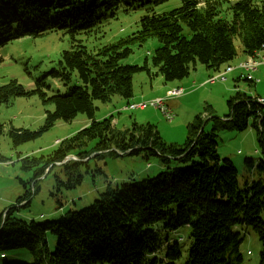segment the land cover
<instances>
[{
    "label": "trees",
    "instance_id": "trees-1",
    "mask_svg": "<svg viewBox=\"0 0 264 264\" xmlns=\"http://www.w3.org/2000/svg\"><path fill=\"white\" fill-rule=\"evenodd\" d=\"M166 1L0 0V47L51 32L67 35L70 44L60 54L57 67L47 73L64 84V93L47 96L42 91L44 79L37 80L32 91H25L14 79L0 85V106L38 95L43 105L52 107L45 109L43 124L36 131L8 130L12 145L39 138L57 121L69 122L79 114L89 120L76 134L60 141L50 155L20 159L24 171L35 168L31 182L57 166L56 193L76 189L82 183L81 166L93 153L97 158L103 154L153 156L165 167L154 177L123 183L114 190L106 186L92 204L68 209L56 220L23 222L11 217L15 208L8 209L0 215V258L10 256L11 260L2 264H178L179 243L161 255L159 234L185 226L191 242L182 264H241L242 236L236 227L255 233L261 245L258 264H264V104L257 103L256 97L237 91L227 102V116L216 120L210 131L196 117L180 146L164 142L150 125L118 131L110 126V119H94V101L107 103L114 96L128 101L133 75L149 74L146 63H121L131 54L133 43L157 40L150 63L165 82L183 80L197 63L219 72L237 56L234 38L244 55L264 46V0H179L178 8L156 14L154 7ZM139 9L145 14L130 36L87 47L85 40L102 38L104 26L118 12ZM73 73L79 84H71ZM249 119L257 132L260 158H245L239 178L231 161L218 157L215 133L224 128L242 131ZM88 142H95L90 151ZM70 155L78 162H64ZM5 160L0 155V163ZM25 196L27 200L28 191L16 203H22ZM48 234L55 239L53 249L48 246Z\"/></svg>",
    "mask_w": 264,
    "mask_h": 264
},
{
    "label": "rangeland",
    "instance_id": "rangeland-1",
    "mask_svg": "<svg viewBox=\"0 0 264 264\" xmlns=\"http://www.w3.org/2000/svg\"><path fill=\"white\" fill-rule=\"evenodd\" d=\"M180 4L179 0H167L154 7V12L156 14L167 13L178 8ZM144 14L145 10L141 9L127 14L118 12L117 18L110 20L104 26L102 38H88L85 40V44L88 48L108 45L130 36L137 30V22ZM183 34L188 37L186 28H184ZM233 42L237 56L229 64L236 66L235 64L244 60L245 56L242 57L238 39L234 38ZM158 46L155 38H148L141 44L130 45L131 54L121 63L137 66L146 63L149 74L144 71L133 75L132 97L128 101L118 96H114L107 103L94 101L93 105L97 108L94 113L96 121L110 119V126L118 131L130 130L133 126L142 128L150 125L154 127L164 142L180 146L187 138L188 125L196 117L203 120L202 128L205 131H210L216 120L223 121L228 114L227 102L237 91L246 93L253 98L264 99V67H259L252 73V83L244 79L246 72L236 68L231 74L226 75L225 80L219 79L213 84L204 85L202 77L205 78L206 70L199 63L196 64L195 70L191 71L189 76L183 80L165 82L155 74L156 71L150 63ZM69 47L68 36L59 32L47 33L37 38L25 37L3 45L0 47V85L14 79L25 91H32L36 88V81L44 79L45 87H42V91L47 96L64 93L66 90L64 84L58 78H52L47 73L57 67L60 54L62 51L68 50ZM241 58L242 60H240ZM181 82L183 85L181 94L166 101L173 115L171 121L166 119L160 109L151 105H147L144 109H124L125 106L132 103L165 98L168 92L176 89ZM71 84H79L75 73L72 75ZM45 109L51 110L52 107L43 105L38 95L18 97L11 100L10 104L0 106V124L3 126V132L0 135V155L6 159L0 163V215L8 209L15 208L11 212V217L23 222L42 223L56 220L68 209L79 210L89 206L101 197L107 187V189L114 190L123 183L154 177L165 169L158 157L151 156L143 159L103 154L97 158L93 157L97 153H93L89 155L87 163L81 166L82 183L76 189L62 190L60 193H56L54 174L57 166L48 175L31 182L32 172L35 168L24 171L21 168L20 159L50 155L58 148L60 141L73 136L89 124L87 117L79 114L69 122H55L39 138L14 147L6 132L10 129L36 131L43 124ZM215 134L218 157L229 159L241 178L244 171V159L258 160L260 158L257 132L252 127V120L249 119L247 127L242 131L224 128L216 131ZM94 143H87L88 151L91 150ZM70 159L77 162L79 160L70 155L64 162ZM56 174H58V169ZM27 191L29 198L26 200L25 196L23 202L17 204V200ZM261 219L264 223V213L261 215ZM235 230L242 236L239 246L242 256L241 264H258L261 245L255 233L251 229L241 227H236ZM189 235L190 230L186 226L175 231H161L159 234L162 244L160 254L163 255L167 247L173 243H179L182 257L178 264H182L191 242ZM54 243V237L48 234L50 249H53ZM5 260L10 261V256L4 259L0 258V264Z\"/></svg>",
    "mask_w": 264,
    "mask_h": 264
},
{
    "label": "built area",
    "instance_id": "built-area-1",
    "mask_svg": "<svg viewBox=\"0 0 264 264\" xmlns=\"http://www.w3.org/2000/svg\"><path fill=\"white\" fill-rule=\"evenodd\" d=\"M259 67H264V60L261 61V63L259 64H251V56H250V63H247L246 65H243V68L240 69V70H243L244 72H246V79L249 81V82H253V78H252V73L254 71L257 70V68ZM231 72V71H230ZM221 80H225V78L221 79ZM211 82L213 81H216V80H209ZM182 91V90H181ZM181 91H178V92H175L174 94H171L169 96H166L165 98H163L162 100L160 101H148V102H141V103H138V105L134 106V107H127L125 109H130V110H134V109H139L141 108L142 105H151L153 106L154 108L156 109H160L167 120L171 121L173 119V115L171 114V110L170 108L168 107V105L166 104V101L168 99H173L175 97H177L178 95L181 94ZM256 101L260 104H264V99L262 98H259L257 97L256 98Z\"/></svg>",
    "mask_w": 264,
    "mask_h": 264
},
{
    "label": "bare ground",
    "instance_id": "bare-ground-1",
    "mask_svg": "<svg viewBox=\"0 0 264 264\" xmlns=\"http://www.w3.org/2000/svg\"><path fill=\"white\" fill-rule=\"evenodd\" d=\"M250 56H251V64H259V63H261V61L264 60V46L260 50L256 51L255 53H253L251 55H245L244 60L238 62L236 64V66H233V67L232 66H228V67H226L225 70H223L222 72H220L216 76L210 78L209 80H219V79H223V78H225L224 75L226 73H228L230 71H233L236 68L242 69L243 68V65H246L247 63H250ZM181 90L182 89H180V88L173 89V90H171V91L168 92L167 96H169L171 94H174L175 92H178V91H181ZM162 99L163 98H156V99H153L151 101H160ZM136 105H138V103H136V104L133 103V104L127 105L125 108H127V107H134ZM146 106L147 105H142L141 108H139V109H144V108H146Z\"/></svg>",
    "mask_w": 264,
    "mask_h": 264
},
{
    "label": "crops",
    "instance_id": "crops-1",
    "mask_svg": "<svg viewBox=\"0 0 264 264\" xmlns=\"http://www.w3.org/2000/svg\"><path fill=\"white\" fill-rule=\"evenodd\" d=\"M241 52V54H242V57H244L245 55L242 53V50L240 51ZM240 60H242V58L240 59ZM239 60V61H240ZM236 65V64H235ZM228 66H234V65H231V64H229V65H226L225 67L223 66V67H221L220 68V71L219 72H216V73H214V74H212V73H210L208 70H206V74H205V78H204V76L202 77V84H213V83H215V81H213V82H211V81H209V79L210 78H212V77H214V76H216L217 74H219L220 72H222L223 70H225L226 69V67H228ZM196 68V67H195ZM232 72V71H231ZM231 72H228V73H226L225 75H224V77L226 78V75H228V74H231ZM189 76V75H188ZM187 76V77H188ZM202 76V75H201ZM201 76H199V77H201ZM195 80L197 79V78H194ZM181 81V80H180ZM182 87H183V85H182V82L181 83H179V85H178V87H176V88H180V89H182ZM133 104V103H132ZM126 107V106H125Z\"/></svg>",
    "mask_w": 264,
    "mask_h": 264
},
{
    "label": "water",
    "instance_id": "water-1",
    "mask_svg": "<svg viewBox=\"0 0 264 264\" xmlns=\"http://www.w3.org/2000/svg\"><path fill=\"white\" fill-rule=\"evenodd\" d=\"M200 131H202V128L200 129Z\"/></svg>",
    "mask_w": 264,
    "mask_h": 264
}]
</instances>
